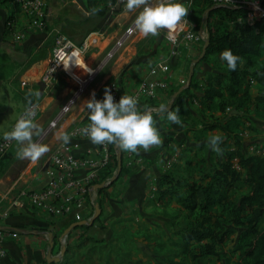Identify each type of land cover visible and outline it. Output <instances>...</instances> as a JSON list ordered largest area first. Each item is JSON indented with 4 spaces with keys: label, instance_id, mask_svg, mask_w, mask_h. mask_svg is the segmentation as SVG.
Returning <instances> with one entry per match:
<instances>
[{
    "label": "crops",
    "instance_id": "crops-1",
    "mask_svg": "<svg viewBox=\"0 0 264 264\" xmlns=\"http://www.w3.org/2000/svg\"><path fill=\"white\" fill-rule=\"evenodd\" d=\"M45 1L46 18L44 26L41 28L30 26L24 13L12 0L0 3V128L2 126L1 115L12 116L10 125H5L0 131V138L28 105V99L41 103L42 110L36 122L42 126L47 118L50 116L52 118L55 115L74 90V79L64 72L59 73L52 85H40L41 75L50 62L57 33L65 34L78 44L90 33H100L98 46L90 49L84 56L87 63L95 67L100 66L99 73L94 83L89 86L88 92L84 94L82 100L80 99L81 101L74 107L72 113L61 124L66 132L77 122L88 118L89 111L81 106L85 101L91 99L93 92L98 97L107 83L113 80L121 86L124 92L136 90L140 80L149 76L151 68L157 64H163L165 66L163 70L166 71H169L168 67H174L175 65L173 66L171 61L167 62L168 59L178 56L181 47L182 49L185 48L188 44L186 42H189L185 40L181 42L177 55L172 56L171 45L166 40L165 30L159 37L149 36L147 38L142 37L138 32L125 42L124 47L112 59L105 61L106 54L112 44L131 24L141 9L127 13L124 11V6L114 4L110 5L104 14L97 13L92 16L86 15L90 10L88 0ZM179 2L189 7L186 20L196 32V38L190 40L194 45L193 49L198 46L203 48L205 41L209 38L206 21L211 11L209 13L205 11L199 23L197 11L199 6L192 7L193 0H179ZM10 16L13 19L10 25L13 27L11 31L6 33V22ZM199 24H201L200 27ZM18 32L24 34L21 40L14 38L15 33ZM185 55L187 58H192L196 53L191 49ZM205 62L208 63V68L205 66L195 68L194 79L199 83V87L193 88L191 92L201 93L204 88L203 84L208 78H213L216 73V67L212 60ZM148 66L150 67L147 68ZM169 72L171 79L168 88L154 100L157 107L161 103L170 104L168 100L174 88L170 84L171 81L179 88L183 87L186 82L182 73L175 75L172 70ZM160 76L167 77L162 72ZM254 86L256 89L257 83H254ZM35 92L40 93L39 97L29 95V93ZM8 106L9 108H7ZM176 107H179L180 112L182 110L190 111L189 114H192L190 120L188 122L182 120V115L179 112L183 125L181 126L168 121L166 115L161 118L153 113V115L156 114L154 118L158 121L157 127L161 133L162 144L159 147H152L149 151L140 149L139 154H135L143 158L142 162L134 161L131 165L128 164L129 152H124L125 169L123 173L112 185L99 192L102 205V214L99 220L103 224L99 226L98 220L86 232L77 228L68 236L67 243L71 246L67 255L69 264H128L129 262L125 261L126 258L123 255L127 251H120L119 253L124 259L118 257L115 250L113 253L110 252L113 241L125 250L129 245L128 241L135 240L132 237L136 230L133 227L134 221H140L143 229L146 226L151 228L152 225H159L158 221L161 219V214L154 211H157L155 207L162 208V204L154 200V195L158 189L159 177L173 165L171 161H168L169 155L165 156V150H174L171 160L177 164L178 168L180 164H184L186 159L195 156L198 146L205 141L204 137H197L202 125L194 124L192 121L201 109L198 101L187 96L180 100ZM212 113L215 116L220 114L216 108L212 109ZM172 135L169 148H166V141ZM241 136L246 151H249L250 146L264 142V117L249 118L244 124ZM51 138L54 142V134ZM58 142L56 141L55 144ZM73 143L75 144L73 152L76 154H83L88 148L94 149L96 147L90 139L74 141ZM16 148L18 145L15 143L11 150ZM46 156L43 162L40 159L35 163L27 164L22 170L21 177L12 184L11 188L7 186L5 191L13 189L14 186L25 190L43 187ZM9 176V174L0 175V184L7 183ZM17 188L15 191L18 190ZM2 189L0 187V190ZM5 191L3 193L0 191L3 199L6 198ZM1 211L3 210L0 207ZM44 216L47 215L41 214L35 208L25 206L12 210L8 218H0V224L17 225L26 230L25 233L13 235L0 231V243L7 249V257L0 264H38L46 259L50 246L47 234L31 232L33 229L43 232H57L55 225L49 219L51 217ZM112 228L115 229V233L112 232ZM83 232L85 236L89 235L97 240H103L101 241L102 244H93L92 241L81 239ZM152 234L154 237V232ZM111 240H113L112 244ZM125 242H127L126 245ZM58 244L55 243V247ZM127 249L130 252L134 251L131 247ZM101 252L104 253L101 255Z\"/></svg>",
    "mask_w": 264,
    "mask_h": 264
},
{
    "label": "trees",
    "instance_id": "trees-1",
    "mask_svg": "<svg viewBox=\"0 0 264 264\" xmlns=\"http://www.w3.org/2000/svg\"><path fill=\"white\" fill-rule=\"evenodd\" d=\"M7 1L9 0H0V3ZM114 4L115 0H88L90 9L102 8L98 12L101 15ZM194 6H199L197 11L200 23L204 12L215 5L210 0H193L192 7ZM249 11L246 7H219L209 13L206 24L210 45L201 61L212 60L216 73L203 84L201 93L191 92L193 88L199 87L193 75L190 84L177 96L172 107V110H175L177 103L187 96L198 101L201 109L192 121L202 125L197 137L206 139L198 146L195 156L186 159L178 168L177 164H173L168 171L161 174L154 200L160 204L174 202L179 206L180 212L174 217L186 216L174 230V234L179 237L177 245L186 252L196 244L195 247L202 249L201 258L205 259L213 253L214 244H219L226 238V230H223L221 220L212 213L211 207L225 204L227 194L232 189L243 188L246 192L239 196L236 207L240 212L246 211V215L239 214V225L243 227V231L238 239L240 256L235 264H264V157L246 151L241 136L244 124L249 118L264 117V16L257 17L254 23L250 24L246 21ZM12 20L10 16L6 22V33L13 27L10 25ZM226 48H231L234 54L242 57L243 62L238 64L235 71L228 70L226 63L220 60V54ZM254 83L258 85L256 89ZM178 89L179 87L173 88L171 96ZM147 101L143 100L140 104ZM213 108L220 113L218 116L212 113ZM233 110L237 112L234 113ZM189 113L191 112L182 110L180 115ZM213 134H221L224 137L220 147L224 150L225 158L217 160L210 168L199 153L205 149L209 137ZM122 153V170L119 176L125 169L124 151ZM117 167L118 159L114 156L111 164L105 169L103 180L111 178ZM100 206L102 208L101 203ZM181 211H184V215ZM100 217L101 215L91 226ZM66 223L68 228L73 222ZM91 226H79L72 232L77 228L86 232ZM62 232L63 230L53 231L56 244L59 243L58 238ZM84 232L81 239L92 241L93 244H102L103 240L85 236ZM128 243L136 242L132 239ZM70 247L67 243L64 259L60 262L48 263L45 259L38 264H69L67 255ZM120 251L117 250L116 254L124 259L119 254ZM167 263L184 264L173 259Z\"/></svg>",
    "mask_w": 264,
    "mask_h": 264
},
{
    "label": "built area",
    "instance_id": "built-area-1",
    "mask_svg": "<svg viewBox=\"0 0 264 264\" xmlns=\"http://www.w3.org/2000/svg\"><path fill=\"white\" fill-rule=\"evenodd\" d=\"M24 13L28 24L35 28L44 26L46 18V1L45 0H12ZM214 5H225L224 0H210ZM115 5L124 6L121 0H115ZM226 6L246 7L250 11L246 21L254 23L257 17L264 16V0H233L232 4ZM135 18L123 33L115 40L108 50L105 61L112 59L117 52L122 49L125 42L138 33V31L129 32L134 26ZM187 21V20H186ZM167 42L171 45V55L178 53V47L181 42L194 40L196 32L188 24H184L183 31L174 34L175 42L168 38L165 30ZM15 39L21 40L24 34L15 33ZM100 33L93 32L87 35L83 41L78 44L63 33L55 35V42L52 48L50 62L41 75V82L44 85H52L60 72L68 74L75 81V88L61 105L55 115L49 120L44 128V133L39 137V142L43 143L53 135L61 126L66 117L72 113L74 107L87 92L89 86L95 81L100 66H93L85 60V54L99 44ZM76 62L81 66L77 65ZM63 62H70L66 69ZM164 73L167 77L160 76ZM169 71L158 69L156 66L151 68L149 76L143 78L138 83L136 90L124 92L116 81H110L106 87L110 88L115 101L118 102L121 96L130 95L138 97L139 104L143 100L154 101L163 93L169 84L171 75ZM105 87V88H106ZM105 88L96 99L104 98ZM38 105L35 120L39 117L42 106L39 101H32ZM29 107L27 105L20 113L18 118L13 122L6 131H11L19 117ZM90 124L87 118L84 121L77 122L67 132L71 135V141L87 140L81 133V129ZM52 125H55L53 127ZM4 136V135H3ZM3 136L0 138V161L15 145V141H5ZM70 142L65 145L62 142L56 143L46 156L45 162V183L39 189L24 190L20 197L12 202L5 210L0 212V218H8L12 210L30 206L37 209L43 214L50 215L57 220L78 222L90 219L95 213L97 183H109L111 178L103 180L105 169L111 164L113 157H117L118 150L115 145H96L94 149L88 148L83 154L73 152L75 144ZM253 155L264 157V142L256 143L249 148ZM131 165L134 161L142 162L143 158L135 153H128ZM115 174V173H114ZM17 234L15 232L11 233ZM7 257V250L0 244V263Z\"/></svg>",
    "mask_w": 264,
    "mask_h": 264
},
{
    "label": "clouds",
    "instance_id": "clouds-1",
    "mask_svg": "<svg viewBox=\"0 0 264 264\" xmlns=\"http://www.w3.org/2000/svg\"><path fill=\"white\" fill-rule=\"evenodd\" d=\"M121 2L124 3V11L127 13L141 9L129 32L138 31L144 38L159 37L161 30H167L168 38L175 42L174 34L183 31V26L187 23L189 7L179 0H121ZM224 3L232 4L233 0H224ZM101 10L100 7H93L86 15L94 16ZM220 60L226 63L230 71H235L238 64L243 62L242 57L234 54L231 48L221 52ZM63 63L66 69L70 66V62ZM75 63L79 65L76 60ZM29 95L39 97L40 93H29ZM28 105L12 130L4 133L3 139L16 142L17 159L35 163L50 151V146L36 139L41 137L45 130L35 120L38 105L31 99H28ZM81 107L89 111L90 121V124L80 130L82 135L95 145L105 147L116 145L124 152L139 154L140 149L149 151L152 147H159L162 144L161 133L157 127L158 121L153 113L161 118L166 114L168 121L183 126L179 107L172 110L170 104L161 103L158 107L144 105L141 108L138 97L130 95H123L116 102L108 87L105 88L102 100L96 99L93 92L91 99L85 101ZM54 140L67 145L71 142V135L61 126L54 133ZM223 140L221 134H213L207 143L217 155H223L224 150L220 147Z\"/></svg>",
    "mask_w": 264,
    "mask_h": 264
},
{
    "label": "rangeland",
    "instance_id": "rangeland-1",
    "mask_svg": "<svg viewBox=\"0 0 264 264\" xmlns=\"http://www.w3.org/2000/svg\"><path fill=\"white\" fill-rule=\"evenodd\" d=\"M163 32L164 31L162 30L161 33ZM186 43L188 44L183 49L181 47L178 56L174 58H170L167 61V62L171 61L173 63V66L175 65L174 67L172 66L168 67L169 71L172 70L175 75H179L180 73L184 75L186 82L183 84V86L187 85L188 75H189L190 66L192 65V60L194 58H197L202 51V46H198L196 49H193L194 45L192 44L191 41ZM191 49L194 50L196 53V55L192 57L193 59L187 58V56L185 55ZM141 52H144V50H141ZM197 66H205V68L209 67L208 63H206L205 61H201L197 63L195 65V68ZM149 67L150 66H148L147 68ZM156 67L161 70L165 69V66L163 64H157ZM170 84L173 85L172 87L174 88L178 87L177 85L173 84L172 81ZM171 98L172 96H169V100H168L169 103L171 101ZM144 105H148L149 107H157L155 102L150 100L143 103L140 107L143 108ZM7 108H9V106ZM191 115L192 114L182 115L181 119L188 122L191 118ZM1 118H2L1 121L2 126L0 128V131L5 125L11 123L10 121L12 119V116L8 114H2ZM50 118L51 116L47 118V121H49ZM47 121L42 125L43 128H45V126L47 125L48 123ZM52 136L53 135H51L48 139L43 141V143L48 144L50 146V150L55 145L56 142V141L53 142L51 138ZM172 138L173 135L166 141V145H167L166 148H169V143L171 142ZM188 138H190L189 135ZM16 151L17 148L13 151L10 150L0 161V175L1 176L5 174L10 175L9 176L10 178L8 179L7 183L0 184V187L3 188L2 190H0L2 193L6 190L7 186H9L10 188L12 187V184L15 183V181L19 177H21L22 170L25 169L26 165L30 163L29 160L17 159ZM165 151H166L165 156L167 157L169 155L168 161L169 162L171 161V164H175V162L171 160L172 153H174V150L166 149ZM45 156L41 157L42 162L45 159ZM199 156L205 158V164L210 168L211 166H213V164L216 163L217 160L225 158L224 151H223V155H217L214 151L210 149L208 145L205 146V149L199 153ZM16 188L17 186H14L13 189L8 190L7 192L5 191L6 192L5 199H3L2 195H0L1 210L7 209L12 204L13 201H15L20 197L21 192L25 190V189L17 188L18 190L15 191ZM244 192L246 191L243 188L241 189L240 187H236L228 192L227 194L228 199L226 200L225 204L221 206L216 204L211 207L212 213L216 216L217 219L221 220L220 222L223 224L222 225L223 230H226V238L224 241L219 242V244H214L213 253L210 254L205 259L201 258L200 253L202 249L200 250V247H195L197 246L196 244H194V246L186 252L185 251L183 252V248L177 245V243L179 242V237L173 234V232L176 229V226L180 224V222L184 219V216L186 215H184V211H181V214L183 212L184 215V216L182 215L183 217L181 218L174 217L180 212L179 206L174 202L166 203V204L163 203L162 208L155 207L157 211L154 212H157V214H161V219L158 221L159 225H152L151 228L146 226L143 229L141 228L142 223L140 221H134L133 227L136 230L134 231L135 234L132 237L135 238L134 241L136 243L134 244L129 243L127 247V248L131 247L132 250L134 249L133 252L128 251L127 248L125 250L121 249L117 244H115V241L113 240H111V244L112 241L114 243L112 244L113 246H111L110 252L113 253L114 250L116 252L117 250H121L123 252L127 251L125 254L123 253V255L126 258L125 261L129 262L128 264H168L167 261L172 259L178 262H183L184 264H235V262L239 260V256H240L238 239H239V235L243 231V227L239 225V214L246 215V211L240 212L239 209H237L236 203L239 199V196ZM96 201L97 202L100 201L99 192H97L96 194ZM197 214H199V211L197 212ZM47 216L51 217L49 219L51 220L52 224L55 225V228L57 229L58 232H61L62 230L64 232L65 228L67 227L66 221L64 220L58 221L50 215ZM235 220H237L238 222H236ZM171 222L173 224H171ZM102 224H103L102 221L99 220L98 225L100 226ZM262 229H264V224H262ZM112 232L115 233V229L112 228ZM153 232L155 234L154 237L152 234ZM62 233L60 234V236L62 235ZM60 236L58 238L59 244L57 245V247H54L53 250L54 255L59 254L62 245H67L68 242V237L64 241H61ZM103 253L104 252H101V255Z\"/></svg>",
    "mask_w": 264,
    "mask_h": 264
},
{
    "label": "water",
    "instance_id": "water-1",
    "mask_svg": "<svg viewBox=\"0 0 264 264\" xmlns=\"http://www.w3.org/2000/svg\"><path fill=\"white\" fill-rule=\"evenodd\" d=\"M219 7L238 8V7H235V6H226V5L218 4V5L212 6L211 8L207 9L206 13H209L213 9L219 8ZM209 45H210V40L207 39L205 41V44H204V46L202 48V51H201L200 55L193 60L192 65L190 66L187 85L183 86V87H180L172 95L171 102H170L171 109L173 107L174 101L176 100L177 96L190 84V82H191V80L193 78V75H194L195 65L197 63H199L205 57ZM40 85H44V83L40 82ZM233 112L236 113L237 111L233 110ZM115 147L117 149H119L116 145H115ZM117 159H118L117 171L112 176L110 182L109 183H105V182L97 183L95 185V189H97V190L104 189V188L108 187L110 184L114 183L117 180V178L119 177V174H120V172L122 170V152H121L120 149L118 150V153H117ZM101 213H102V208L100 206V203L97 202L95 204V213L93 214V216L90 219H85V220H82V221L73 222L68 228H66L64 230V232L60 236V240L64 241L69 236V234L72 232V230L74 228H76V227L83 226V225L91 226L94 223V221L101 215ZM0 231H10V232H15V233H25L26 232V230L24 228H21L20 226H17V225H10V224H0ZM31 232L32 233H46L47 234V236L49 238V245H50L49 249H48V252L46 254V261L48 263H52V262H56L57 263V262H60L63 259L64 255L66 253V250H67V245H62L60 253L57 254V255H53V249H54V246H55V241H54V238H53L54 237L53 236V232H51V231L43 232V231H39V230H36V229L31 230Z\"/></svg>",
    "mask_w": 264,
    "mask_h": 264
}]
</instances>
